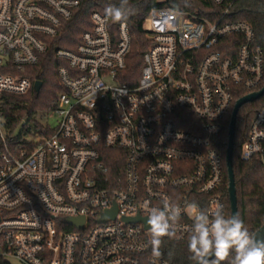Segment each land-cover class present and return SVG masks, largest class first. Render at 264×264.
Masks as SVG:
<instances>
[{
  "label": "built area",
  "instance_id": "1",
  "mask_svg": "<svg viewBox=\"0 0 264 264\" xmlns=\"http://www.w3.org/2000/svg\"><path fill=\"white\" fill-rule=\"evenodd\" d=\"M82 1L0 0V264H172L153 255L143 219L165 202L179 207L172 241L188 248L191 205L224 211L213 143L234 98L260 89L264 48L231 1L201 0L210 2L204 15L151 8L130 84L127 23L112 37L107 15L92 10L74 48L54 50L62 63L43 114L50 132L22 137L6 124L4 95L34 91L24 69ZM253 157H264V104L240 148L241 160Z\"/></svg>",
  "mask_w": 264,
  "mask_h": 264
},
{
  "label": "trees",
  "instance_id": "2",
  "mask_svg": "<svg viewBox=\"0 0 264 264\" xmlns=\"http://www.w3.org/2000/svg\"><path fill=\"white\" fill-rule=\"evenodd\" d=\"M232 2L231 10L233 18L242 19L250 23L256 33L257 40L264 48V0H227ZM120 0H84L72 12L69 19L63 21L57 36L45 39L47 48L39 61L24 69L32 81L40 80L41 87L38 93L30 91L24 96L13 94L4 95V102L1 108L9 130L13 131L24 121L20 127V133H49L50 129L45 128L35 118L38 110L46 111L50 103V94L59 88L56 78V68L62 63L54 56L56 48L72 49L79 41V36L85 29L90 27L89 14L92 10H99L105 13L109 5H119ZM209 1L201 0H128L127 7L131 10L125 22L130 33V49L125 57L124 79L134 84L142 67V55L149 45L146 39L142 23L151 8L171 7L181 10L197 11L199 14H206ZM108 17V16H107ZM119 22H114L108 17V28L112 37H116ZM264 85V76L262 84ZM240 96H236L234 101ZM264 104L263 95L255 100L241 105L236 114L233 150L232 169L236 190L237 214L244 220L251 232H255L264 225V165L259 157H253L248 161L240 159V148L246 139L247 130L254 112ZM230 112L224 118L223 129L214 140L213 147L220 153L222 160V182L219 191L223 197L224 214L230 216V203L228 198V178L225 164V150L228 142V124ZM161 256L172 261V264H193L191 254L184 245L163 239L160 248ZM231 259V257H229ZM228 264V261L222 262Z\"/></svg>",
  "mask_w": 264,
  "mask_h": 264
},
{
  "label": "clouds",
  "instance_id": "3",
  "mask_svg": "<svg viewBox=\"0 0 264 264\" xmlns=\"http://www.w3.org/2000/svg\"><path fill=\"white\" fill-rule=\"evenodd\" d=\"M127 5L128 0H120L119 5L107 6L105 13L112 21L122 22L131 11ZM191 209L193 223L187 247L195 264H264V239H257L238 214L225 216L219 204L214 209H201L193 203ZM180 215V208L169 202L148 212L146 223L154 256L161 255L165 237L176 236Z\"/></svg>",
  "mask_w": 264,
  "mask_h": 264
},
{
  "label": "water",
  "instance_id": "4",
  "mask_svg": "<svg viewBox=\"0 0 264 264\" xmlns=\"http://www.w3.org/2000/svg\"><path fill=\"white\" fill-rule=\"evenodd\" d=\"M41 87V81L36 80L33 82V90L38 93ZM264 93V85L261 87L259 90L255 92H251L249 94H246L239 99H237L233 105L231 114H230V119H229V124H228V142L226 145V150H225V164H226V170H227V178H228V198H229V203H230V215L232 214H237V205H236V190H235V183H234V174H233V169H232V150H233V140H234V130H235V121H236V114L241 105H243L246 102L255 100L260 98ZM264 162V157L263 161ZM115 213V209H112L108 211V213L102 218L106 219L108 216H112ZM139 217L133 218V220H137ZM71 222L78 221V219L75 218H69ZM82 220V219H81ZM146 221L145 219H143ZM254 234H256L257 239H264V225H262L259 229H257ZM195 264V262L193 263Z\"/></svg>",
  "mask_w": 264,
  "mask_h": 264
},
{
  "label": "rangeland",
  "instance_id": "5",
  "mask_svg": "<svg viewBox=\"0 0 264 264\" xmlns=\"http://www.w3.org/2000/svg\"><path fill=\"white\" fill-rule=\"evenodd\" d=\"M142 26H143V28L145 29V30H149L150 29V20H149V17H146V19L143 21V23H142ZM43 114H45V111H42V110H38L37 112H36V114H35V118L37 119V120H39L40 122H44V118H43ZM45 118H46V121H47V123H48V125L50 126V127H53V126H55L56 125V118L54 117V116H49V117H47L46 115H45ZM20 131V126L17 128V132H19ZM24 133L21 135L22 137H24ZM26 137H28L29 138V136H26ZM10 262H11V264H22V263H20V262H18V261H16V260H14V259H10Z\"/></svg>",
  "mask_w": 264,
  "mask_h": 264
}]
</instances>
